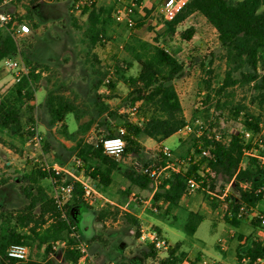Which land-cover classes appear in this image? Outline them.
Wrapping results in <instances>:
<instances>
[{"label": "trees", "instance_id": "1", "mask_svg": "<svg viewBox=\"0 0 264 264\" xmlns=\"http://www.w3.org/2000/svg\"><path fill=\"white\" fill-rule=\"evenodd\" d=\"M31 0L27 5L26 20L34 29L38 22L32 11L34 7ZM119 0L111 5H97L96 0H90L83 8L87 16L88 31L90 34V48L97 43H107L111 26L116 21L114 11ZM128 1V0H127ZM145 0H134L136 7H140ZM32 5V6H31ZM136 8L134 9V14ZM193 14L205 17L218 33L219 43L224 51L226 63L225 75L219 86L215 89L211 78L206 79L207 92L203 104L214 110L224 109L229 105L221 97L229 95V89L242 88L249 93L250 106L257 107L261 113L255 115L250 107L245 105H232L230 111L234 120L241 115V127L244 131H259V125L264 120V0H191L187 6L172 21H166L164 35H173L178 27ZM140 20L133 28H140ZM127 26V25H126ZM130 28V29H133ZM195 34L193 27L183 31L180 35L184 40H191ZM159 38L154 43L133 35L123 45L124 56L117 57L113 72L110 68H102L100 78L95 83L94 89L98 90L107 77V85L111 91L115 83L128 84L130 92L128 100L131 105L141 102V111L145 112L147 121L143 126H136L130 121L123 124L126 141L125 152L120 159L104 152L101 141L90 142L83 137L92 128L95 119L81 123L78 130L69 131L67 118L72 115L76 121L80 120L79 108L74 101L59 93L56 89L47 91L46 105L51 118L60 123L65 137L75 142L69 150L83 162V167H78L80 175L89 179L96 187L108 188L114 182V174H120L128 181L129 190H139L152 194L150 211L160 213L161 216H171L168 210L181 208L184 195L188 188V180L194 178L203 180L202 193L210 201L213 209L217 208L218 197L222 196L226 206L224 221L233 227H240L244 219L248 218L259 205L264 202V167L256 157L250 159L248 172L239 171L245 150L253 148L257 154H264V142L252 145L246 143L244 134L232 133L227 143L216 142L206 136L197 139L191 136V149L199 145L210 148L211 158H203L200 162L191 163L182 169L181 173L170 172L162 177V184L155 190L154 181L144 174L137 165H125L128 156H139L145 148L139 142L140 137H147L163 146V142L177 134L187 123L184 108L175 86V80L184 73V64L170 51L158 46ZM21 41L18 42L8 32L0 30V63L8 57H13L19 52ZM138 65L136 75H128V70ZM201 66L204 63L201 62ZM39 65L33 66L27 75L18 83L0 84V143L4 144V134L13 135L22 141L34 136L37 129L35 115V83L41 78L37 71ZM112 69V68H111ZM212 70L208 73L211 75ZM115 77L112 79V77ZM116 81V82H115ZM215 100V105L212 103ZM98 114H105L109 107L98 103ZM213 104V105H212ZM206 119L209 116H205ZM196 119V118H195ZM194 119V120H195ZM212 127H217L212 124ZM218 128V127H217ZM119 132L111 131L106 137H115ZM159 151V161L149 160L153 167H164L166 157ZM39 166V165H38ZM35 167L25 179L28 184L22 189L28 203L21 209L10 210L2 205L0 199V264H54L50 257L57 254L53 245L57 241H65L67 248L62 250V264H79L80 255L75 249L70 248L77 243V237L91 242L95 237L88 238L84 224L96 214V219L102 221L112 214L108 209L96 211L89 203L83 200V189L80 182H74V191L70 201L64 206H58L55 199L41 185V181L57 179L60 184L71 183L72 179L64 173L55 177L43 171L42 167ZM147 166V164H146ZM203 167H209L211 172L206 173ZM216 179L221 181L220 191H216ZM55 184V183H54ZM56 185V184H55ZM228 187V190L226 188ZM162 202V204H161ZM163 204L166 206L164 211ZM153 208H157L154 211ZM244 210H241V209ZM65 213V218H62ZM118 213V208L115 214ZM263 213V212H260ZM125 220L136 227V237L139 239L141 220L131 212H124ZM171 224L183 230L189 236H194L206 216L195 211H188L185 220L179 223V218L172 215ZM254 229L264 233V225L258 217L251 221ZM160 232L158 228H156ZM86 232H88L86 230ZM240 241L242 237L240 236ZM23 244L30 248L29 258L26 261L10 260L6 257L11 245ZM181 244L172 246L164 256L159 257L152 246L145 245L139 254L128 259H122L117 264H145L147 258H158L156 264H182L183 253H180ZM42 251L41 260H33L35 252ZM238 261L248 260L253 264L258 258H264V241L258 237H248L236 249ZM111 262V261H110ZM108 263V262H106ZM154 264V263H153Z\"/></svg>", "mask_w": 264, "mask_h": 264}, {"label": "rangeland", "instance_id": "2", "mask_svg": "<svg viewBox=\"0 0 264 264\" xmlns=\"http://www.w3.org/2000/svg\"><path fill=\"white\" fill-rule=\"evenodd\" d=\"M73 0H37L32 5V11L38 22V28L31 27V34L21 40L20 58L28 71L39 65L38 72L41 78L35 83V115L37 118V130L42 137L37 142L32 137L27 140L4 134V144L0 143V199L6 209L17 210L23 208L28 200L22 193V189L29 183L25 179L35 167H42L46 162L64 169V175L72 178L81 176L75 164L76 157L71 150L75 142L68 140L62 133L60 123L54 122L46 105L47 91L56 89L65 97L75 102L79 108L80 120L74 116L67 118L69 131L78 130L81 123L90 119L95 122L83 137L90 142H99L111 132H118L123 124L129 120L128 109L132 106L128 100L130 87L123 82L115 83L114 91H111L107 83L98 90L94 89L95 83L100 78L101 67L113 69L117 57L124 56L123 45L131 36L153 42L159 38V47L168 49L180 62L184 64L183 75L175 80V86L180 96L185 115L188 120L195 118H213L214 124L223 132L240 129L241 120H234L231 114L232 105H245L255 115L261 111L250 106L249 93L242 88L233 87L227 94L221 97L229 105L221 110H214L202 106L199 108L200 97L207 92L206 79L211 78L213 88H217L222 82L226 63L224 51L218 40L216 29L208 23L201 14H193L185 20L173 35H164L166 25L162 12L164 0H145L140 7H136L134 19L136 24L142 21L140 28H128L125 24L115 23L111 26L107 43H97L90 48V34L88 31L87 16L73 9ZM115 0H96L97 5H111ZM31 0L29 1L30 4ZM27 3L9 7L10 12L20 9L26 10ZM31 5V6H32ZM195 29L191 40H184L181 33L189 28ZM201 62L204 66H201ZM138 65L128 70V75H136ZM213 72L210 75L208 70ZM115 78L114 76L112 79ZM111 79V78H110ZM0 84L10 85L15 83L11 73L5 71L0 64ZM116 82V81H115ZM98 103L109 107L105 114H98ZM215 105V100L212 102ZM212 104V105H213ZM198 107V108H197ZM146 116L145 112H142ZM264 117V114H263ZM139 142L145 150L139 156H128L125 165L137 167L152 166L149 160L159 161L161 146L150 138L140 137ZM169 146L177 157H185L189 154L192 141L190 138L182 141L180 134H175L164 143ZM162 151V150H161ZM118 174L114 184L104 189L97 186L99 198L91 205L96 211L108 209L112 212L102 221L94 217L88 219L85 229L93 231L95 240L89 242V251L99 263L114 262L117 264L122 259H128L139 254L145 245L136 237V227L125 220L124 212L142 214L141 223L158 228L161 235L165 236L172 246L180 242V253L184 254V261L189 264H249L248 260L238 261L236 249L248 237H258L264 241V233L256 231L251 223L253 214L244 219L240 227L236 228L224 221L226 206L222 196L218 197V207L213 209L210 201L200 192L183 199L181 208H172L168 213L179 218L182 223L188 211H195L206 216L194 236H189L180 228L172 226V217L161 216L160 213L150 211L152 195L139 190H129L128 181ZM221 181L216 179V191H220ZM50 195L53 194V185L50 180L41 181ZM228 190V187L226 188ZM164 214L166 206L163 204ZM118 208V213L115 211ZM264 212V202L255 210ZM90 229H92L90 231ZM240 236L242 241H240ZM87 237V236H86ZM68 244L66 243V246ZM59 245L57 254L50 257L54 264L63 263V252L66 247ZM67 248V247H66ZM42 251L35 252L33 260H41ZM164 255H162L163 257ZM254 261L253 264H264ZM183 261V262H184ZM182 262V264H184ZM87 264V262L85 263Z\"/></svg>", "mask_w": 264, "mask_h": 264}, {"label": "built area", "instance_id": "3", "mask_svg": "<svg viewBox=\"0 0 264 264\" xmlns=\"http://www.w3.org/2000/svg\"><path fill=\"white\" fill-rule=\"evenodd\" d=\"M30 0H0V30L8 32L15 40L20 42L22 39H25L31 34V26L26 20L25 16L27 14L26 10H18L16 12H10L9 7L16 6L20 4L27 3L29 4ZM90 0H73L72 6L78 12H82L85 5ZM191 0H164L162 12L164 19L166 21H172L190 2ZM136 4L134 0H119L118 4L114 11V17L117 22L127 25L128 28H133L135 26L134 19V9ZM168 51V49H166ZM21 47L19 52L13 56L5 58L0 64L3 69L8 73H11L15 83L21 81L22 77L28 74V69L25 66L23 60L20 58ZM119 61L117 60L116 63ZM110 72H113V69H110ZM110 77H107L104 83H109ZM202 94H206L203 92ZM205 97V95H204ZM200 97V103L197 106L201 109L204 106L203 99ZM197 107V108H198ZM129 120L132 124L136 126H143L147 121L145 115L141 111V102H135L128 109ZM214 123L213 118H196L193 121H188V123L178 132L181 135L182 139H188L191 136H195L197 139H200L203 136H206L208 139L215 140L216 142L227 143L230 141V135L224 134V132L217 128L212 127ZM118 135L115 137H106L101 139V144L104 149V152L110 156H113L117 159H120L125 152L126 141L123 138L125 134V129L120 128ZM243 133L246 143H251L252 145L264 142V120L259 125V131H244L242 127L240 129L232 130V133ZM37 142H40L42 137L36 129V133L33 136ZM162 153L166 157L164 167H153L145 166L142 168L144 174H147L154 181L155 190L162 184V177L167 176L169 171L175 173H181L182 169L186 166H189L191 163L200 162L203 158H211L210 148H204L201 145L197 149H191V152L185 157H177L174 155L171 148L167 145L162 146ZM251 157H256L260 165L264 167V154H257L253 148L245 150L243 153L241 162L239 164V171L248 172L250 169V159ZM75 164L77 167H83V162L79 158H74ZM206 173H210L211 170L209 167H203ZM42 170L53 174L55 177H59L63 174L64 169L59 166H53L49 163L42 165ZM71 183H65V179L61 181L60 184H57V179L50 180L53 185V194L51 195L58 206H64L70 201L71 195L74 191V182H80L83 189V200L93 205L99 198L97 187L85 176H73ZM56 185H55V184ZM201 183L203 180H196L191 178L188 180V188L184 195V199L192 196L201 189ZM154 211H157V208H153ZM241 210H244L243 208ZM132 214L136 215L134 212L127 210ZM253 217H258L261 220V224L264 225V212L258 213L256 211L252 212ZM138 217V215H136ZM62 218H65V213H62ZM139 218V217H138ZM140 235L139 241L147 246H152L154 250L158 253V256L166 254L169 249L172 247L169 240L161 233L147 226L143 223L140 225ZM59 245L66 246L65 241H57L53 245V249L57 251ZM67 247V246H66ZM64 247V248H66ZM70 248L75 249L80 255L79 264H115L114 262L110 263H99L89 251V245L86 239L77 237V243L72 245ZM30 248L23 244L11 245L6 253V257L10 260L16 261H26L29 258ZM158 257V258H159ZM158 258H147L145 264H156ZM262 259L258 258L256 262H261ZM203 264H207L206 259H202ZM184 264H189L188 261H184Z\"/></svg>", "mask_w": 264, "mask_h": 264}, {"label": "crops", "instance_id": "4", "mask_svg": "<svg viewBox=\"0 0 264 264\" xmlns=\"http://www.w3.org/2000/svg\"><path fill=\"white\" fill-rule=\"evenodd\" d=\"M1 81V80H0ZM184 114H185V111H184ZM186 116V115H185ZM177 134H179V133H177ZM145 138H147V137H145ZM154 141V140H153ZM166 141V140H165ZM165 141L162 143L163 145H165L164 143H165ZM182 141H184V139H182ZM155 142V141H154ZM156 143V142H155ZM120 175V174H119ZM117 177H118V174L116 173V174H114V176H113V178H114V182H115V179H117ZM114 182H113V184H114ZM127 182V181H126ZM144 192V191H143ZM152 195V194H151ZM161 204H162V202H161ZM136 215H138V217L140 218V220H141V216H142V214H140V213H136Z\"/></svg>", "mask_w": 264, "mask_h": 264}, {"label": "water", "instance_id": "5", "mask_svg": "<svg viewBox=\"0 0 264 264\" xmlns=\"http://www.w3.org/2000/svg\"><path fill=\"white\" fill-rule=\"evenodd\" d=\"M93 217H94V216H92L91 218H93ZM85 225H86V223L83 225L84 228H85ZM91 230H92V229H90V231H91ZM87 231H88V232H86V230H85L86 235H88L87 237H88V238L93 237V234H94L93 231L90 232V235H89V229H88Z\"/></svg>", "mask_w": 264, "mask_h": 264}, {"label": "clouds", "instance_id": "6", "mask_svg": "<svg viewBox=\"0 0 264 264\" xmlns=\"http://www.w3.org/2000/svg\"><path fill=\"white\" fill-rule=\"evenodd\" d=\"M0 19H2V18H0Z\"/></svg>", "mask_w": 264, "mask_h": 264}]
</instances>
